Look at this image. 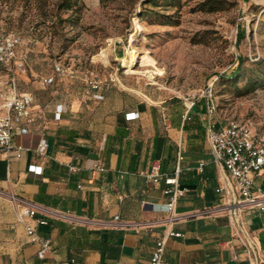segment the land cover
<instances>
[{"label": "crops", "instance_id": "obj_1", "mask_svg": "<svg viewBox=\"0 0 264 264\" xmlns=\"http://www.w3.org/2000/svg\"><path fill=\"white\" fill-rule=\"evenodd\" d=\"M16 49L28 60L23 40ZM51 74L22 80L27 74L14 71L16 90L32 100L29 116L15 123L12 147L0 150V264H148L168 228L181 232L166 238L169 264H249L227 215L214 209L223 170L211 158L205 124L221 120L207 110L206 96L189 105L186 96L158 94L118 77L99 90L101 98L86 95L83 81L76 91L54 94L70 80L44 83ZM10 88V73L0 65V101ZM41 139L43 152L37 150ZM154 161L162 173L179 166L186 191L171 212L159 209L167 200L163 180L141 174ZM255 184L264 188L260 176ZM11 194L31 202L34 215L19 222L25 205ZM39 217L47 223H36ZM242 218L264 264V210L246 208ZM25 223L50 239L42 258Z\"/></svg>", "mask_w": 264, "mask_h": 264}, {"label": "rangeland", "instance_id": "obj_2", "mask_svg": "<svg viewBox=\"0 0 264 264\" xmlns=\"http://www.w3.org/2000/svg\"><path fill=\"white\" fill-rule=\"evenodd\" d=\"M200 1L155 7L170 14L172 23H163L156 16L139 18L140 0H82L84 7L71 24L60 20L68 11H57L55 0H0V27L19 33L29 48L28 64L19 72L27 74L22 80H38L51 72L53 62L68 68L64 78L55 80L70 81L54 94L76 91L86 76L102 81L116 76L158 94L200 98L212 81L217 119L246 121L264 132V80L242 94L217 83L218 74L234 69L238 56L243 58L238 85L264 70V4L222 0V8L210 10ZM101 48L107 49V63L93 59ZM130 52L136 57L133 69L145 75L125 71Z\"/></svg>", "mask_w": 264, "mask_h": 264}, {"label": "built area", "instance_id": "obj_3", "mask_svg": "<svg viewBox=\"0 0 264 264\" xmlns=\"http://www.w3.org/2000/svg\"><path fill=\"white\" fill-rule=\"evenodd\" d=\"M19 33L6 30L0 27V65L10 73L11 88L0 101V150L8 151L11 147L12 133L15 123L27 118L31 109V95L16 90L14 86V71H23L27 63V53L18 52L17 46L21 43ZM53 74L44 76L43 82L50 84L56 76L68 74V68L59 62L52 66ZM117 80L116 76H110L109 80H97L94 77L86 76L83 81L84 93L94 98H101L99 90L105 88L112 81ZM212 81L204 90L207 97V110L215 112V104L212 99ZM94 90V92H92ZM189 105L196 98L195 94L187 95ZM61 104L56 106V116L59 115ZM205 137L213 162L223 170L221 182L215 188L221 194V202L214 208L224 212L231 225L232 234L238 238L242 249L249 261V264H258V252L255 243L248 232L242 218V211L246 208L264 210V188L255 184V178L261 177L264 181V132H256L246 121L236 119H225L216 121L209 119L205 124ZM46 140L41 139L37 150L43 152L46 147ZM20 149L21 147L18 146ZM181 158L177 152V159ZM202 162L198 168L201 170ZM74 169L73 166H69ZM102 169V168H100ZM179 166L175 165L171 174L159 171L158 162H152L149 170L141 171L147 181L153 183L160 179L164 182L162 192L167 195V200L159 208L161 211L171 212L176 200L182 196L186 187L178 182ZM1 192V191H0ZM10 199L17 204H24L23 211H17V220L24 222V215L33 216L36 207L29 201L16 195H10ZM117 216H115L116 218ZM172 218L169 215L168 220ZM36 223L46 224L44 217L36 218ZM26 234L30 241L37 244L36 255L39 258L49 249L50 239L39 236L34 225L24 224ZM181 232L171 228L165 230L164 234L157 238L149 256L148 264H169L164 257L166 238L168 236H180Z\"/></svg>", "mask_w": 264, "mask_h": 264}, {"label": "trees", "instance_id": "obj_4", "mask_svg": "<svg viewBox=\"0 0 264 264\" xmlns=\"http://www.w3.org/2000/svg\"><path fill=\"white\" fill-rule=\"evenodd\" d=\"M103 2L105 0H99ZM179 0H140V6L136 14L141 19H147L151 16H156L157 19L163 23H172V18L170 14H163L155 10V7L160 6H175ZM55 8L57 11H68L67 16L60 18L61 21H68L71 24L75 23L74 19L78 17L77 11L84 7L82 0H55ZM200 6L210 10L220 9L223 6L222 0H201L199 2ZM76 15V16H75ZM262 21L261 24L264 25V9L261 11ZM239 38L243 36V30H241L238 35ZM243 58H237V63L234 69L228 74L220 73L218 74L217 83L223 85V87L232 86L233 90L238 94L246 93L251 91L256 86L258 80H264V70H259L256 78H245L241 85L237 84L240 72L243 69Z\"/></svg>", "mask_w": 264, "mask_h": 264}, {"label": "bare ground", "instance_id": "obj_5", "mask_svg": "<svg viewBox=\"0 0 264 264\" xmlns=\"http://www.w3.org/2000/svg\"><path fill=\"white\" fill-rule=\"evenodd\" d=\"M262 4H264V0L261 1ZM131 41V38H130ZM109 50V49H108ZM132 51V50H131ZM107 49L106 48H101L98 55L96 57H94L93 59H101L104 63H107ZM135 56L132 52L129 53V58L125 60V63H123L126 66V72L127 73H136V74H143L145 75V73H143L142 71L133 69V65L135 62Z\"/></svg>", "mask_w": 264, "mask_h": 264}]
</instances>
